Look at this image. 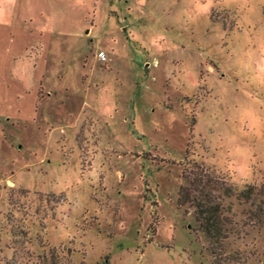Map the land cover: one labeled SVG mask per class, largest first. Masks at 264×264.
Returning <instances> with one entry per match:
<instances>
[{
    "label": "rangeland",
    "instance_id": "rangeland-1",
    "mask_svg": "<svg viewBox=\"0 0 264 264\" xmlns=\"http://www.w3.org/2000/svg\"><path fill=\"white\" fill-rule=\"evenodd\" d=\"M194 167L264 185V0H0V264H264L233 199L209 254Z\"/></svg>",
    "mask_w": 264,
    "mask_h": 264
},
{
    "label": "trees",
    "instance_id": "trees-1",
    "mask_svg": "<svg viewBox=\"0 0 264 264\" xmlns=\"http://www.w3.org/2000/svg\"><path fill=\"white\" fill-rule=\"evenodd\" d=\"M189 170L182 172L178 207L185 206L191 211L196 230L202 235L210 255L216 256L222 242L238 234L230 205L224 204L226 200L248 205L251 208L248 219L264 226V185H246L236 190L201 168Z\"/></svg>",
    "mask_w": 264,
    "mask_h": 264
},
{
    "label": "built area",
    "instance_id": "built-area-1",
    "mask_svg": "<svg viewBox=\"0 0 264 264\" xmlns=\"http://www.w3.org/2000/svg\"><path fill=\"white\" fill-rule=\"evenodd\" d=\"M99 57H101L102 56V53H99V55H98Z\"/></svg>",
    "mask_w": 264,
    "mask_h": 264
},
{
    "label": "clouds",
    "instance_id": "clouds-1",
    "mask_svg": "<svg viewBox=\"0 0 264 264\" xmlns=\"http://www.w3.org/2000/svg\"><path fill=\"white\" fill-rule=\"evenodd\" d=\"M207 5H205V7H206Z\"/></svg>",
    "mask_w": 264,
    "mask_h": 264
}]
</instances>
